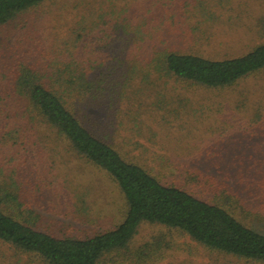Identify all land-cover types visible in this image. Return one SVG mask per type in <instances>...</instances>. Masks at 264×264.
I'll return each mask as SVG.
<instances>
[{
	"label": "trees",
	"instance_id": "obj_1",
	"mask_svg": "<svg viewBox=\"0 0 264 264\" xmlns=\"http://www.w3.org/2000/svg\"><path fill=\"white\" fill-rule=\"evenodd\" d=\"M47 1L0 0V26ZM89 23L83 18L47 44L38 60L19 63L0 90V264H157L177 248L166 234L138 243L145 224L190 238L216 256L210 264H264L263 96L243 92L235 101L234 158L150 161V148L136 140L144 132L146 108L164 105L171 115L163 87L238 85L264 70V42L224 58L167 45L144 48L138 39L145 38L134 33L126 45L107 40L91 47L84 42ZM152 95L156 99L145 105ZM35 158L46 159V170L29 161ZM70 158L117 184L126 203L118 225L88 236L43 228L33 206L34 185L23 172L55 178V169L62 171ZM157 162L159 168L151 164Z\"/></svg>",
	"mask_w": 264,
	"mask_h": 264
},
{
	"label": "rangeland",
	"instance_id": "obj_2",
	"mask_svg": "<svg viewBox=\"0 0 264 264\" xmlns=\"http://www.w3.org/2000/svg\"><path fill=\"white\" fill-rule=\"evenodd\" d=\"M99 15L105 17L103 22ZM83 18L90 22L84 42L91 47L107 40L112 45H126L134 33L145 38L144 42L138 39L141 47L167 45L224 58L243 54L264 42V0H49L0 26V90L11 80L19 63L38 60L47 44L70 28H77ZM131 44L134 46V42ZM257 88L259 92H255ZM243 92L252 99L264 98V70L222 90L170 82L162 93L170 101L171 115L164 105L160 110L155 106L150 111L146 108L141 117L144 132L136 140L150 148V161L164 156L167 161L200 164L214 162L218 156L234 158L238 151L234 126L239 115L233 108ZM152 97H145V105L146 101L151 105L156 99ZM214 152L217 154L212 155ZM29 161L45 168L44 158ZM151 164L159 168L158 162ZM61 166L62 171L55 169L59 176L45 174L49 171L42 176L46 182L57 184L56 188H43L41 177L23 172L34 185L33 206L43 216L44 229L58 235L88 236L123 220L124 197L106 173L74 158ZM160 234L173 240L177 249L157 264H210L212 258L216 259L190 238L152 224L140 228L136 241L142 243Z\"/></svg>",
	"mask_w": 264,
	"mask_h": 264
}]
</instances>
